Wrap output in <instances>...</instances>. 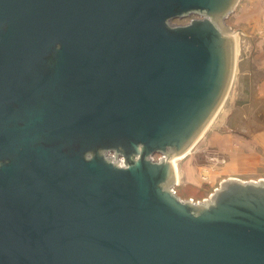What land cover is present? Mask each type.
I'll use <instances>...</instances> for the list:
<instances>
[{"label": "water", "instance_id": "obj_1", "mask_svg": "<svg viewBox=\"0 0 264 264\" xmlns=\"http://www.w3.org/2000/svg\"><path fill=\"white\" fill-rule=\"evenodd\" d=\"M238 1L0 0V264H264V179L174 191Z\"/></svg>", "mask_w": 264, "mask_h": 264}, {"label": "rangeland", "instance_id": "obj_2", "mask_svg": "<svg viewBox=\"0 0 264 264\" xmlns=\"http://www.w3.org/2000/svg\"><path fill=\"white\" fill-rule=\"evenodd\" d=\"M238 2L226 19L235 32L236 55L250 57L254 66L264 69V42L259 41L264 37V0H253L257 4L246 12L242 6L247 0ZM191 17L171 22L185 24ZM236 68L225 98L203 135L186 156L176 159L174 191L181 199H206L218 182L227 178L264 179V108L254 109L255 103L245 105ZM256 88L254 100H264V85L258 83ZM254 113L257 121L251 117Z\"/></svg>", "mask_w": 264, "mask_h": 264}, {"label": "crops", "instance_id": "obj_3", "mask_svg": "<svg viewBox=\"0 0 264 264\" xmlns=\"http://www.w3.org/2000/svg\"><path fill=\"white\" fill-rule=\"evenodd\" d=\"M239 3V2H238ZM257 3L253 2V0H247V2H245L242 6V11H247V9L249 8V6L255 5ZM252 38V37H250ZM261 43L264 42V37H262L261 40H259ZM240 42V41H239ZM240 44L242 45V43L240 42ZM237 68H238V72H239V77H240V81H241V85L244 88V92H245V96L246 97L243 102H245V105H252L253 103H255V105H253L252 107H254V109L260 108L263 109L264 108V100H254V94H255V90L256 85L258 83H262L264 85V69H259L258 67L254 66V64L252 63L250 57H246V56H241L237 59ZM236 68V70H237ZM236 74V72H235ZM255 101V102H254ZM251 117L254 119V121H257L256 115L255 113L251 115Z\"/></svg>", "mask_w": 264, "mask_h": 264}, {"label": "bare ground", "instance_id": "obj_4", "mask_svg": "<svg viewBox=\"0 0 264 264\" xmlns=\"http://www.w3.org/2000/svg\"><path fill=\"white\" fill-rule=\"evenodd\" d=\"M173 164L175 166V169H176V181H177V168H176V159H173Z\"/></svg>", "mask_w": 264, "mask_h": 264}]
</instances>
